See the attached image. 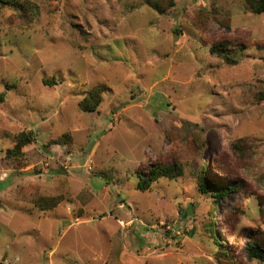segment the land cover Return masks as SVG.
<instances>
[{
	"label": "rangeland",
	"instance_id": "374dc122",
	"mask_svg": "<svg viewBox=\"0 0 264 264\" xmlns=\"http://www.w3.org/2000/svg\"><path fill=\"white\" fill-rule=\"evenodd\" d=\"M20 1L0 3V264H264L246 250L264 243V12ZM220 41L238 63L210 53ZM98 84V110L83 111ZM21 132L32 141L8 156ZM175 160L182 176L137 189ZM203 166L240 188L215 204Z\"/></svg>",
	"mask_w": 264,
	"mask_h": 264
},
{
	"label": "trees",
	"instance_id": "16d2710c",
	"mask_svg": "<svg viewBox=\"0 0 264 264\" xmlns=\"http://www.w3.org/2000/svg\"><path fill=\"white\" fill-rule=\"evenodd\" d=\"M1 4L11 5V6H19L22 7L20 0H0ZM246 3L250 7V9L256 13L260 14L264 12V0H246ZM153 7L156 10L162 12V9L158 6V4H153ZM229 44L223 41L217 42L214 45L210 46V53L215 54L221 59L225 61V63L233 65L238 63V58L236 52L232 49L228 48ZM243 49V47L241 48ZM235 50V49H234ZM43 83L48 86H53L56 83L55 77L51 79H44ZM107 89L106 85L98 84L89 89L80 101L79 106L85 112H95L98 110V107L102 101V93ZM32 141L29 133L21 132L17 135V141L14 144L13 148L7 151L8 156H19L22 154V147L27 145ZM219 170H223L219 165H216ZM204 168L203 166L199 171L198 177V187L202 193H208L211 191H216L212 196L214 198L215 204L223 199L230 191L236 190L240 188L239 183L228 184L219 181H209L204 176ZM184 174V167L178 161H171L166 163H155L151 166L145 173V175H138V183L137 189L146 190L151 187V184L157 181L160 178H168L174 179L182 176ZM215 207V205H214ZM208 230L212 232V223L209 224ZM216 240V238H215ZM217 241V240H216ZM246 250L248 257L250 259H257L259 261H264V243H258L254 241H250L246 245ZM222 253L226 254V249L221 250Z\"/></svg>",
	"mask_w": 264,
	"mask_h": 264
}]
</instances>
